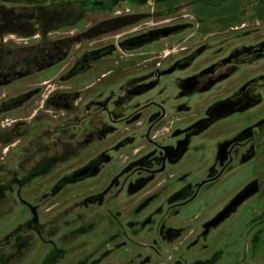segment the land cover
I'll return each mask as SVG.
<instances>
[{"label": "rangeland", "instance_id": "1", "mask_svg": "<svg viewBox=\"0 0 264 264\" xmlns=\"http://www.w3.org/2000/svg\"><path fill=\"white\" fill-rule=\"evenodd\" d=\"M255 4L0 2V264H264Z\"/></svg>", "mask_w": 264, "mask_h": 264}, {"label": "flooded vegetation", "instance_id": "2", "mask_svg": "<svg viewBox=\"0 0 264 264\" xmlns=\"http://www.w3.org/2000/svg\"><path fill=\"white\" fill-rule=\"evenodd\" d=\"M49 79H53V78H49ZM15 80H12V81H10L9 79H6L4 82H1L2 83V88H4V86H6V85H8V84H11V83H13ZM31 81V80H30ZM30 81H28V82H30ZM44 81V80H43ZM43 81H40V82H38V83H36V82H33V85L30 87V85L28 84V82L25 84V89H23V92H21V93H16V94H11L10 96H9V100H8V102L7 103H5V104H3V107H5V108H11V109H17V108H20L23 104H25V102H27L29 99H31L32 97H34V96H36V94L38 93L37 92V90L39 89V86H41L42 85V83H43ZM46 81V80H45ZM44 81V82H45ZM4 89H6V88H4ZM67 95H69L68 93H62L61 95L59 94V99L57 100V102L58 101H60L59 103V105H61V104H63V103H68L69 102V98H68V96ZM64 105V104H63ZM56 106V105H55ZM37 111V109H34V112H36ZM87 139H88V137H89V134H87ZM9 143H11V142H8V144ZM84 143V142H83ZM80 146V143H78V147ZM77 147V148H78ZM36 149L37 150H39L40 152H41V150H42V146L40 145V144H37L36 143ZM74 149H76L75 148V146H73V145H66L64 148H63V150L62 151H60V153H58V154H46V155H44V157H41V158H39V159H34V156L36 155V154H33V153H29L30 154V159H25V160H28L29 162L30 161H35L33 164H32V166H33V168L34 169H36V171L38 170V168H40L39 166H44L45 168H41V170L43 171V172H40L39 173V171H37V173H35V175H44V174H47L50 170H51V168H52V166H53V164L54 163H56V162H61V161H67V160H69L71 157H72V155H74L75 153H74ZM26 155V154H25ZM27 156H29V155H27ZM25 157V156H24ZM88 163L85 165V166H83L82 168H80L79 170H76V171H78V172H82L83 170L82 169H84V168H88ZM38 167V168H37ZM32 168V167H31ZM32 168V170H34ZM74 173H76L74 170H72L71 172H67V174H65L63 177H70V176H73L74 175ZM28 174H30V172H28ZM61 180V179H60ZM60 180L56 183V186H58V187H61V186H63L64 184H61L60 183Z\"/></svg>", "mask_w": 264, "mask_h": 264}, {"label": "trees", "instance_id": "3", "mask_svg": "<svg viewBox=\"0 0 264 264\" xmlns=\"http://www.w3.org/2000/svg\"><path fill=\"white\" fill-rule=\"evenodd\" d=\"M50 1L57 0H0L1 3H24V4H43ZM99 1L100 0H95ZM229 2L224 3L225 0H202V5L200 9L205 8H213V7H224L222 9H227L228 13H231L235 9V4L238 0H228ZM254 15L255 17L264 23V0H256V4L254 7Z\"/></svg>", "mask_w": 264, "mask_h": 264}, {"label": "built area", "instance_id": "4", "mask_svg": "<svg viewBox=\"0 0 264 264\" xmlns=\"http://www.w3.org/2000/svg\"><path fill=\"white\" fill-rule=\"evenodd\" d=\"M152 2V1H151Z\"/></svg>", "mask_w": 264, "mask_h": 264}]
</instances>
